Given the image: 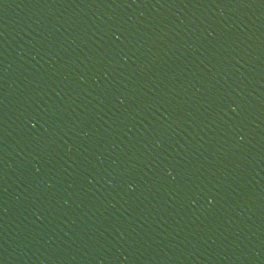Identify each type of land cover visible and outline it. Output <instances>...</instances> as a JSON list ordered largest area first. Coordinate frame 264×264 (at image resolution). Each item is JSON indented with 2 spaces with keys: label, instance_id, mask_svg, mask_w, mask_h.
<instances>
[{
  "label": "water",
  "instance_id": "obj_1",
  "mask_svg": "<svg viewBox=\"0 0 264 264\" xmlns=\"http://www.w3.org/2000/svg\"><path fill=\"white\" fill-rule=\"evenodd\" d=\"M0 264H264V0H0Z\"/></svg>",
  "mask_w": 264,
  "mask_h": 264
}]
</instances>
